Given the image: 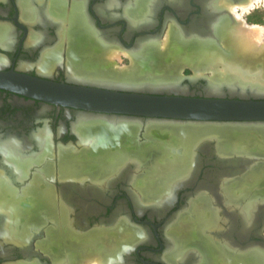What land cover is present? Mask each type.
Here are the masks:
<instances>
[{
  "label": "flooded vegetation",
  "instance_id": "1",
  "mask_svg": "<svg viewBox=\"0 0 264 264\" xmlns=\"http://www.w3.org/2000/svg\"><path fill=\"white\" fill-rule=\"evenodd\" d=\"M142 3L143 0H0V70H12L73 86H111L109 88L145 94L206 96L203 88L210 84L204 71L201 73L206 77L184 76L180 83L169 85L186 89L187 93L160 90L166 88L165 82H122L119 78L116 81L117 78L112 80L95 75H83L88 79H79L77 73L72 77L73 73L66 61L71 53V36L68 31L78 14L84 28L94 32L91 33L94 45L83 41L73 52V58L81 62L85 70L96 68L90 59L97 53L114 49L124 51L120 53L122 58L129 59L126 54L144 57L157 49L166 25L165 12L150 8L146 12L144 7H147V3ZM30 11L34 13L25 17ZM228 11L231 15L229 9ZM232 18L233 23L230 20L228 23L235 26L236 20ZM170 24L173 35L184 43H187L186 39L190 35L188 32L192 28L193 32L203 35L198 31L203 30L200 27L203 23L189 26L185 31L180 26L176 27L171 22ZM64 30H67V34L61 35ZM214 36L216 40L219 34ZM215 44L220 46V41H215ZM59 49L62 60L49 71L43 69V56ZM89 50L90 54L87 53ZM111 75L116 77L113 73L109 76ZM257 80L264 81V78ZM229 81L233 83H223L220 86H243L236 78ZM224 97L230 96L225 94ZM79 111L74 107L30 98L0 88V144L18 143L19 154L23 159L29 160V166L25 170L23 166L16 167L14 162L6 158L5 153L0 152V175L9 183H6L9 186L0 189V221L3 220L0 222V264H60L67 238L81 242L92 240L95 244L94 252L100 254L102 250L97 245H101L106 237L104 235L112 236L114 246L109 252L100 254L105 258V264H212L213 255H207V241L213 243L210 236L216 242L213 245L232 259L229 264H241L236 260L247 258L246 255L240 256V252L243 254L253 250L264 255V177L256 184L241 189L237 183L253 171L257 163L221 160L224 155L254 153L258 148L231 150L232 141L229 136H226L225 142H221L223 137L217 138L214 134L202 135L194 140L196 147L190 154L192 162L184 173L151 195L139 182L142 178L139 180L137 176L142 172L147 173L153 163H147L142 169V161L140 162L139 157L135 158L138 154L134 155L133 151H138L135 146L137 138L146 155H150L146 158L158 154L160 151L156 147L161 137H158L154 129L159 125L145 124L149 127L147 135H143L146 128L144 125L138 130L137 136L132 130L140 127L138 123H131L129 130H126L127 127L121 126L127 122L84 116L78 118ZM45 130L51 135L53 144L51 149L44 152L36 140V135ZM114 130L122 131L123 135L113 132ZM92 133L96 136L93 143H96L97 148L93 151L92 144L84 142L82 146L88 147L90 151L87 154L81 150L76 151L75 147L81 148L78 143L79 136L84 141ZM222 143L227 146L226 150L220 147ZM167 150H170L169 146ZM176 152L180 153L181 150ZM111 156L120 158L118 166L114 169L101 167L100 162ZM88 159L93 161L94 170L87 168L74 173L64 168L70 162ZM219 172L225 173L226 177L222 176L223 173L218 174ZM189 173V180L185 179ZM218 175L222 176L219 180ZM132 184L141 187V190L137 191L136 185L131 186ZM232 186L237 187V191L229 190ZM10 188H14V193L18 196L32 189L29 199L26 197L19 202L18 207L14 204L18 217L13 226L17 236L24 237L23 242L5 240L4 234H1L5 232L7 224L4 220L6 199H13L9 195ZM47 189L51 191L50 197L44 201V197L38 199V192L44 193ZM202 197L208 202V209L212 210L211 215H214L216 221L209 223L203 234L197 232L184 238L173 232V227L181 221L196 218L197 213L192 208L195 202L203 201ZM141 200L145 203H141ZM162 200L166 204L160 205ZM247 213L252 219L249 227H246L244 220ZM52 229L58 238L54 236L49 243L46 238ZM228 252H233V255L229 256Z\"/></svg>",
  "mask_w": 264,
  "mask_h": 264
},
{
  "label": "bare ground",
  "instance_id": "2",
  "mask_svg": "<svg viewBox=\"0 0 264 264\" xmlns=\"http://www.w3.org/2000/svg\"><path fill=\"white\" fill-rule=\"evenodd\" d=\"M144 3H147L146 4L147 7H144V10L147 12V8H149V6H148L149 0H143L142 5ZM218 4L229 9L231 12V16L233 17V15H234V18L236 17V19L240 20L242 18L241 16L243 13H248L252 9L256 8L257 6H260L261 4L264 5V0H247V1H245L243 3H239V4H231V3L224 2V1H220V3H218ZM239 10L241 13L239 12ZM59 12H61V10H59ZM31 13L33 14L34 11H30V13H28V14H26V16L25 15L24 16L28 17V15H31ZM30 18H32V16H30ZM221 19H222L221 17L219 19H217L216 22L212 24V26L211 25L207 26L204 22L194 24V25H200L203 23V25L200 26L201 29H203V30H201L203 32V35L201 36V34H199L198 32H193V28H192L188 32L190 34L189 37H191V39L190 38L186 39L187 43H184L176 35H173L172 26L170 25L169 30L165 34V37L160 41V45L157 47L156 50L153 51V52H156L157 55L160 54V56H162V59L160 58L162 64H161V67L159 66L160 68H158L157 71L151 65H149L150 68L147 66L143 67L144 65L140 64L143 57H135L131 54H129V55H131L130 57H131L132 63H133V65L131 67H128V68L125 67L124 68V67L119 66V65L116 66V62L114 59L120 57V55H119V53H117L119 51L118 50L115 51L114 49H111L110 51L104 52L102 54L100 52H99L100 54L97 53L96 56H94V57H92V59H90L94 62L96 68L91 67L88 69V67H87L88 70H85L84 69L85 67L82 66L83 64L81 62H77L76 59L73 58V52L75 51L76 46L81 44L83 41H85L88 44L94 45V40L91 37V33H94V32H90L88 28H84V24L82 22V19L80 18V14H78L77 19L75 21L71 22L70 25H72V28L68 31V34L71 36L70 47H69V50L71 53H70V56H68V58H67V65H68V68H70L69 70H71L73 73L72 77H75L76 75H74V73H77V78L80 77L79 79H88L83 75H87V73H90V72L93 73L92 75L103 76V77L108 79V77H110L109 75L111 73H113V75H116V77H114L115 79L117 78L116 81H119L118 80V78H119L120 81H122V82H128L130 78L134 80L135 78L139 77V74H137V73L139 71H141L142 69H152L155 72H162V73H170V72L179 73V72H182V69L184 68L185 65L189 64L190 66H193V69L195 70V72L199 73L197 75L192 76V78H197L199 76L206 77L204 73L207 70L212 72V75L210 77L209 76L207 77V79H208L207 81L210 84L209 89H214V90L220 89L222 87V86H220V84H223V83L232 84L233 82H231L229 80L232 79V76L237 77V76H235L236 74H234V73H238L239 76L243 75L242 77H244V76H246V77L251 76L252 77V76L256 75L254 77L256 80L264 78V47H263L264 45H262V48H260V49H258V47H257V49L253 47V45H255V44L257 45V43L262 44V42H264V32L261 33V29H260V31L256 32L253 30L255 27L251 26V27H253V29L251 28L253 30V32H251V33L255 32L253 34L254 38H252L253 35H252V37H250V36L244 37V36H242L243 30L241 29V27L239 28V25H241V23H239V25H238V23H236L235 26H231L228 23V21H229L228 19H225V18L222 20ZM194 25H191V26L194 27ZM208 28L210 29V32H208L209 31ZM258 28H264V27H262V26L258 27L257 26L256 29H258ZM263 30L264 29H262V31ZM215 31H218V33H220V38L222 39V44L220 43V47L214 43L215 42L214 41V39H215L214 35H217V33H215ZM259 32H260V35L258 34ZM78 33H80V34L78 35ZM251 33H249V35ZM256 33L258 34L257 37H255ZM63 34L66 35L67 30L62 31L61 35H63ZM192 34L193 35L195 34V35L193 36ZM247 35H248V33H247ZM251 38L253 39V41H255V44L253 42V45L250 44ZM224 45L230 46L229 51H224L225 50ZM260 46L261 45H259V47ZM140 48H141V45H140ZM169 49H173V51H174V53H173L174 59L172 61H168V57L166 54L167 52H169ZM59 51H60V49L56 50V51H51L48 53L47 56H43L44 58L41 60V64L43 66V69H45L46 71H49L58 62H60L62 60L61 54ZM90 51L91 50L87 51V53H89ZM103 51H105V50H103ZM125 53H126V51H125ZM85 57L87 58L88 56H85ZM86 58H84V59H86ZM144 58H147V57H144ZM88 59H86V60H88ZM239 63H243V64H239ZM41 64H40V66H41ZM77 64H79V65H77ZM158 64H157V66H158ZM245 65H249L248 68H246ZM249 67L250 68L252 67V69L256 70L255 74H253V72L251 71V69H249ZM201 71H204V73L203 72L201 73ZM202 74H204V75H202ZM114 78L112 80H115ZM226 79H228V80H226ZM180 82L181 81H172V82H165L164 84L169 86V85H174L175 83L178 84ZM255 86H257V85H255ZM255 86H228V87H231L232 89H236L238 91H246L248 89H251L252 91H255V92L264 93V91H261L258 87H255ZM142 87H144V86H142ZM149 87L153 88V87H161V86H148V88ZM223 87L221 89H223ZM102 121H104V120H102ZM169 125H171V124H169ZM173 125H175V124H173ZM192 125H195V124H192ZM176 126H183V125H176ZM188 126H190V125H188ZM230 130H232V129L229 126H224V125H217V126L216 125H200L198 127H192V130H188V131L183 132L182 133L183 136L181 137V142H182V145L185 147V150L184 151L181 150L180 153L176 152V154H174V156L172 158L169 157L171 159H169L167 157L165 160H161V162H159L160 160H158L157 165H156V167H154L153 171L151 173L143 175L142 179L139 182L142 184L143 187H145L146 189H148L150 191L151 195L154 193H157L158 190H160V188H162V186L167 185V184L169 185L170 181L172 183L173 179H175L178 175H181L182 173H184V170L189 167L190 163L192 162V156L190 157V154H192L191 153L192 150L191 151L189 150L191 141L201 137L202 135H206V134H208V135L214 134L217 138H222L223 136L226 137L229 135ZM86 133H87V131H86ZM196 136H198V137H196ZM238 137H240V136H238ZM36 140L43 147L44 152L48 151L49 149L52 148V144H53L52 137L48 133V131L45 130L44 132L42 131L41 133L37 134ZM175 140H176V138H175ZM227 140H229V139H227ZM230 141H232L231 142V146H232L231 150H249V149L255 150L258 148L259 150L264 151V146H262V142H258V143H260V147H259L257 144L252 145L251 142L245 143V142H241V141H235V140H233V138H231ZM221 146H222L223 150L225 147H227L223 143L220 145V147ZM43 149H42V151H43ZM19 150H20L19 144L16 142H12V143H9L7 145L6 144H0V152L5 153L6 158L10 162H14L16 167L23 166V167H25V170H26L29 166V160L27 161V159L26 160L23 159L21 157V155L19 154V152H20ZM225 150H226V148H225ZM21 151H22V149H21ZM239 153H241L243 155V152H239ZM143 154H144V152H143ZM255 154L256 153L254 152V153H249V154H244V155L245 156L246 155L251 156V155H255ZM260 154H262V153H260ZM229 156H230V154H229ZM229 156L224 155V156H222L221 160L224 159V160H228V161L232 162L234 159H231ZM135 158L138 159V156L135 155ZM243 160L246 161L245 159H243ZM97 161H98V159H97ZM119 162H120L119 157L111 156V158H109L108 160L100 162V166L101 167L104 166V169H108V168L114 169L115 166H118ZM249 162H251V161H249ZM258 162H260V160L254 161L253 163H258ZM92 165H93V161H89V159H88V161L70 162L68 165L64 166V168L69 172L76 173V172H80L81 169L84 170V169L88 168V170H89V168H90V170H94L92 168ZM236 168H238V167H236ZM222 173L223 172H219L218 174H222ZM243 173H245V171ZM263 174H264V166H262L259 169H254L253 171L248 173L245 177L241 178L242 179L241 181L238 180L239 181L238 186H240V188H241V186L243 188H247L251 184L254 185V183H256L261 178V176ZM19 176H21V175H19ZM220 176L221 175L217 176L218 180L221 179L222 176L226 177L225 173H223L221 177ZM238 176H236V177H238ZM184 178L189 180L190 173H189V175L187 174V176H185ZM184 178H182V179H184ZM188 180H186V181H188ZM155 182H157V183H155ZM6 183L7 182L4 181L0 175V189H2L3 187L6 188V186H9V185H7L9 183H7V184ZM156 188H158V189H156ZM236 188L237 187L232 186L231 189H229V190H236ZM50 192H51L50 189H47V192H44V193L42 191L38 192L39 193V194H37L38 199L41 200V198L43 199V197H44L43 201L47 200V197H50V195H51ZM21 193L22 192H20L19 195H21ZM230 193L232 194V191ZM29 194H32V189L30 191L26 190L23 192V194L21 196H18L17 194L14 193V188H10V194L9 195L13 199L11 201L9 199H6V203H5L6 206L5 207L7 210H6V212L3 211L4 213H6V215L4 214L5 215L4 220L7 224H5V226H6L4 228L5 232H3L1 234H4L5 240H11L14 242L25 241L24 237H22V236L18 237L17 236V231H16V229H14L13 225L15 224V221L18 217L17 216L18 212H16L17 204L19 202H21L22 200H24L26 197H28V199H29V197H30ZM1 200L2 199L0 198V208L2 207L1 206L2 205ZM40 200H38V201H40ZM48 200H49V198H48ZM136 200H137V198H136ZM202 200L203 201H201V202H195L193 205L194 207L192 208V210L196 211V213H197V216L195 215L196 218H191L189 221H186V222L181 221V223L179 225H176L173 227V232H175L176 234H178L181 237L186 238L189 235H194V233H197V232L201 233L202 230L205 228L204 226L207 225V227H208L209 223L213 224L216 221V218H214V215H211V213H213L212 210L210 208L208 209V206H209L208 202L205 201L204 197H202ZM31 201H33V200L31 199ZM165 202L166 201L162 200V204H160V205H163ZM141 203H145V202H143L141 200ZM248 207L249 206H247V208ZM215 217H216V215H215ZM77 218L80 219L79 217H77ZM244 220H245L246 227H249L251 225V220H252L249 213H247V217L244 218ZM1 221H3V220H1ZM9 227L11 229H9ZM51 227H53V226H51ZM59 229H60V227H59ZM48 233H49V235L46 238V242L51 243L52 239H54V236L57 237V234L55 233V230H53V229L49 230ZM229 234H231V233H229ZM104 236H106V237L101 241L102 242L101 245H99V246L97 245V247L101 248V250H102V252L100 254H102L104 252L105 253L109 252L114 247L113 242L111 240L112 236L111 237H109L107 235H104ZM242 236L244 237V235H242ZM65 244H66L65 245L66 248H65V251H63V254H62L63 259L61 258L62 260L60 261V264H78V263H82V262L88 263L91 260L95 264H105V262L103 261L105 258L102 257V255L94 252L93 249L95 247V244L92 240H90V241L87 240V241L81 242L79 240L74 241L70 238H67ZM209 244H210V242L207 241V253L210 255H213L212 256L213 259L211 258L213 260V264H214L215 259L217 257L219 259H222V261L216 260V263H218V264H229V262H231L232 259H229L226 255L224 256V254L221 251H219V249H217L215 245H212V244L209 245ZM263 249H264V247H263ZM215 250H218V252L217 251L215 252ZM211 252H213V253H211ZM110 255H111V253H110ZM243 255H246L247 258L244 260H241V259H239V260L235 259V260L239 261L241 264H264V255L260 254L257 251L253 252V250H250L249 252H246L243 254H241V252H240V256H243ZM176 256H177V254H176ZM108 257L110 258V256H108ZM174 259H175V257H174ZM107 260H109V259H107ZM109 263H111V261Z\"/></svg>",
  "mask_w": 264,
  "mask_h": 264
},
{
  "label": "water",
  "instance_id": "3",
  "mask_svg": "<svg viewBox=\"0 0 264 264\" xmlns=\"http://www.w3.org/2000/svg\"><path fill=\"white\" fill-rule=\"evenodd\" d=\"M220 1L239 4L247 0H149V8L164 11L165 21L175 24L176 27L180 26L185 31L189 26L201 22L212 26L220 17L228 18L233 23L234 19L228 9L218 4ZM218 39L217 42L220 41L219 36ZM109 87L111 86H73L12 70H0V88L30 98L77 108L80 110L78 118L84 116L135 122L140 124L139 129L145 124L154 123L224 125L232 130H264V93L251 89L238 91L222 86L223 89L221 87L214 90L204 86L206 96L194 97L179 94H145ZM160 90H166L168 93H187L186 89H179L177 86H166ZM225 94L230 97H224ZM146 130L147 128L143 135ZM227 145L230 146L229 143ZM255 153L251 156L231 153L228 156L234 160L264 162V152ZM158 155L160 154L152 156ZM152 156L146 158L150 165L153 163Z\"/></svg>",
  "mask_w": 264,
  "mask_h": 264
},
{
  "label": "rangeland",
  "instance_id": "4",
  "mask_svg": "<svg viewBox=\"0 0 264 264\" xmlns=\"http://www.w3.org/2000/svg\"><path fill=\"white\" fill-rule=\"evenodd\" d=\"M239 12H240V10H239ZM241 13V12H240ZM233 17H234V15H233ZM242 18L240 19V20H238V19H236V17H235V19L237 20L236 21V23H238V25H239V23H241V25H239V28L241 27V29L243 30V34H242V36H250V37H252V35L255 33H251V32H253V30L254 31H256V32H258V31H260V29H261V33H263L264 32V30L262 31V29H264V28H258V29H256V27L258 26V27H260V26H262V27H264V5H260V6H257L256 8H254V9H252L250 12H248V13H243L242 14V16H241ZM222 19H224V18H222ZM221 19V20H222ZM225 19H228V18H225ZM229 20V19H228ZM170 22H167L166 21V25H165V29H164V31H163V34H162V37L164 38L165 37V34L167 33V31L169 30V27H170ZM236 25V24H235ZM172 26V25H171ZM251 26H253V27H255L254 29H253V27H251ZM253 30H252V29ZM249 32H248V31ZM215 33H217V34H219V36H220V33H218V31H215ZM247 33H248V35H247ZM249 33H251L250 35H249ZM259 35H260V32L258 33ZM258 34L256 33L255 34V37H257L258 36ZM164 35V36H163ZM162 38V39H163ZM191 39V37H189L188 36V38L187 39ZM220 38V37H219ZM252 38H254V35H253V37ZM251 38V40H250V44H252L253 45V42H254V44H255V41H253V39ZM161 39V40H162ZM186 39V38H185ZM214 41H216L215 39H214ZM215 43V42H214ZM220 43L222 44V39L220 38ZM258 45V46H257ZM257 45L255 44V45H253V47L254 48H256L257 49V47H258V49H260V48H262V45H264V42H262V44H258L257 43ZM259 45H261L260 47H259ZM220 47V46H219ZM230 46L228 45V46H225L224 45V48H225V50L224 51H229V48ZM264 47V46H263ZM119 51V50H118ZM173 51V49H169V52H167L166 54H167V57H168V61H172L174 58H173V53H174V51ZM117 53H119V55H120V57H118V58H116V59H114L115 60V62H116V66L117 65H119V66H122V67H131L132 65H133V63H132V59H131V57H130V55L129 54H126L127 55V57L129 58V59H123L122 58V55L120 54V53H124V51H120V52H117ZM172 53V54H171ZM160 54H156V53H150V55H148V56H144V57H147V58H144L143 57V59L141 60V62H140V64H142V65H144L143 67H149V65H151L156 71L158 70V68H160L161 67V64H162V62H161V59H162V56H160ZM166 57V56H165ZM161 58V59H160ZM151 59V60H150ZM66 61H67V59H66ZM149 63V64H148ZM160 65H159V64ZM157 64H158V66H157ZM239 64H243V63H239ZM247 64V63H246ZM131 65V66H130ZM160 66V67H159ZM248 66L249 65H245V67L246 68H248ZM150 68V67H149ZM249 69H251V71L253 72V74H255V72H256V70L255 69H252V67L250 68L249 67ZM119 70V69H118ZM251 72V73H252ZM92 74L93 73H87V75H85V76H87V77H94V76H92ZM137 74H139V77H137V78H135L134 80H132L131 78L129 79V81H131V82H155V83H161V82H172V81H181V79L184 77V76H190V77H192V76H194V75H197V74H199L198 72H195V70L189 65V64H187V65H185L184 66V68L182 69V72H179V73H174V72H170V73H162V72H155L154 70H152V69H142L141 71H139ZM205 74L207 75V76H211L212 75V72L211 71H209V70H207V71H205ZM234 74H236V76L237 77H233L232 76V78H236V80L239 82V84H241V85H245V84H249V85H252V86H255V85H258V86H255V87H258L261 91H264V81H260V80H256L254 77L255 76H244V77H242L241 75L239 76L238 75V73H234ZM136 75V74H135ZM205 75V76H206ZM231 76V75H230ZM115 76H110V77H108V78H114ZM129 78V77H128ZM247 78V79H246ZM253 78V79H252ZM115 79V78H114ZM250 79V80H249ZM263 82V83H262ZM260 85V86H259ZM263 87V88H262ZM154 88H158V87H154ZM135 122H133V124H134ZM130 124L131 123H124V125L123 126H121V127H127V128H125L126 130H129V126H130ZM137 124V123H136ZM188 125H190V126H188ZM198 126H200V125H192V124H186V125H183V126H176V125H173V124H171V125H169V124H162V125H159L158 126V128L157 129H154L155 131V133L156 134H158V137H161L160 138V141L158 142V144H157V147H156V149L158 150V154H160V155H158V156H154V158H153V164L151 165V167H150V170L148 171V172H150V171H153V169H154V167H156V165H157V162H158V160H160L159 162H161V160H165L167 157L169 158V157H173L174 155H173V153H175L177 150H185V147L182 145V142H181V137L183 136V132H185V131H188V130H192V127H198ZM146 128L147 129H149V127L148 126H146ZM114 129V128H113ZM113 129H111V130H113ZM138 129L139 128H137V130H132L133 132H135L136 133V135L138 136ZM147 131L148 130H146V132H145V134L147 135ZM113 132H116V133H119V135H123V134H121L122 133V131H118V130H114ZM132 132V133H133ZM170 135V136H169ZM240 136V137H238V136ZM247 135V136H246ZM229 139H231V138H233V140H236V141H241V142H245V143H248V142H251L252 143V145L253 144H257L259 147H260V143H258V142H262V146H264V130H254V131H250V130H242V129H237V130H230V132H229ZM237 136V137H236ZM94 137V138H93ZM95 135H94V133H92L91 135H88L87 137H86V139L84 140V141H82V139L80 138V136H79V138H78V143H79V146L81 147L80 149H76V147L74 148L76 151H79V150H81L83 153H85V154H87L89 151H90V149L88 148V147H85V146H82V145H84V142H86V143H91L92 144V147H93V149H91V150H95L97 147H96V143H93V141H94V139H95ZM173 137V138H172ZM224 138H223V140L221 141V142H224L225 141V139L227 138V137H225V136H223ZM175 138H176V140H175ZM245 139V140H244ZM162 140H164V141H162ZM136 141H137V143H136V147H137V152H135V150L133 151L134 152V154H138V155H136V156H138L139 158H140V165L142 166V169H144V167H146L147 166V161H146V157H147V155H146V153H145V150H144V148L142 147V144L139 142V139H137L136 138ZM227 141V140H226ZM177 142V143H176ZM181 144V145H180ZM196 142L193 140V141H191V143H190V151L191 150H193L194 149V147H196ZM95 145V146H94ZM134 146V147H135ZM168 146L170 147V150L168 151L167 150V148H168ZM177 147H179V148H177ZM230 147H232V146H230ZM134 149H136V148H134ZM142 151H144V155H142V154H140V152H142ZM255 151H257V152H264V151H261V150H255ZM74 152V151H73ZM70 154H72V152H70ZM69 154V155H70ZM115 154H117V153H115ZM264 154V153H263ZM120 155V154H119ZM153 157V156H152ZM171 158H169V159H171ZM81 161V160H80ZM257 166H256V168L255 169H259V168H261L263 165H264V162H258L257 164H256ZM141 169V170H142ZM152 169V170H151ZM147 172V173H148ZM145 173V172H144ZM144 173L142 172V174L140 173V175L138 174V176H137V179H141L142 178V176L144 175ZM147 173H145V174H147ZM264 176H262L261 177V179L263 178ZM260 179V180H261ZM259 180V181H260ZM258 182V181H257ZM256 182V183H257ZM155 183H157V182H155ZM256 183H254V184H256ZM170 184H171V181H170ZM239 183H237V185H238ZM135 186L136 184H132L131 186ZM157 186V185H156ZM159 186V185H158ZM242 187V186H241ZM134 188V187H133ZM136 188H137V191L138 190H141V187H138L137 185H136ZM156 189H158V188H156ZM163 191V190H162ZM245 192H247V191H245ZM232 199V198H231ZM47 215H49V214H47ZM207 224V223H206ZM204 227H207V225L206 226H204ZM203 227V228H204ZM202 228V229H203ZM207 229V228H206ZM206 229L204 228L203 230H202V234H203V232H206ZM203 236H205V235H203ZM211 238H212V236H210ZM210 238V240L215 244L216 242L214 241V240H212ZM80 241V240H79ZM217 241V240H216ZM233 252H228V255L229 256H232L233 254H232ZM224 254V253H223ZM226 254V253H225ZM225 254H224V256H225ZM216 260H219V261H222V259H219L218 257L215 259V262H214V264H217L216 263ZM218 261V262H219ZM82 264H85V263H83L82 262ZM88 264H95L94 262H89Z\"/></svg>",
  "mask_w": 264,
  "mask_h": 264
},
{
  "label": "crops",
  "instance_id": "5",
  "mask_svg": "<svg viewBox=\"0 0 264 264\" xmlns=\"http://www.w3.org/2000/svg\"><path fill=\"white\" fill-rule=\"evenodd\" d=\"M212 245H213V243H212ZM208 255H210V254H208ZM211 256V255H210ZM213 264V263H212Z\"/></svg>",
  "mask_w": 264,
  "mask_h": 264
}]
</instances>
